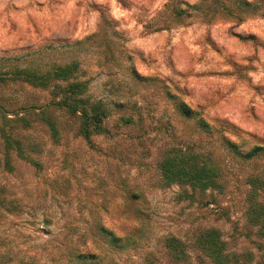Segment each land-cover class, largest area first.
<instances>
[{"label": "rangeland", "instance_id": "1", "mask_svg": "<svg viewBox=\"0 0 264 264\" xmlns=\"http://www.w3.org/2000/svg\"><path fill=\"white\" fill-rule=\"evenodd\" d=\"M214 1L0 0V102L9 117L23 115L24 107L39 111L53 98L10 79L8 69L71 61L89 94L111 110L109 132L91 144L66 115H54L61 121L55 142L37 112L25 114L33 127L18 135L39 165L12 151L9 170L0 135V196L17 207H0V264H50L71 240L84 248L101 216L117 233L131 231L130 243L103 241L97 259L73 264H185L171 258L164 238L190 242L207 227L218 228L231 251L252 259L248 264H264V238L247 217L250 203L264 206V182L251 183L264 181V148L252 160L240 154L264 142V0H249L257 14L218 0L243 19L219 4L209 9ZM178 150L213 158L223 173L220 187H166L159 165ZM201 260L192 250L187 264Z\"/></svg>", "mask_w": 264, "mask_h": 264}, {"label": "trees", "instance_id": "2", "mask_svg": "<svg viewBox=\"0 0 264 264\" xmlns=\"http://www.w3.org/2000/svg\"><path fill=\"white\" fill-rule=\"evenodd\" d=\"M235 2L237 7L244 12L247 11L250 14L258 13L254 2L249 0H235ZM214 3L208 8L213 9L219 4L217 8L221 9L227 16L244 18L236 15L231 5H228L226 2L216 0ZM78 66L77 61H71L65 65L48 70L39 69L38 71L33 67L27 66L11 68L6 71V74H12L13 78L10 75V79L12 80L19 79L35 87L49 90L53 98L50 102L39 107V111L34 107H24V111H22L24 114L20 116L18 113L14 118L9 117L4 104L0 102V113L4 119V122L0 124V135L6 147V166L9 170H13L14 168L11 162L12 151H16L22 159L28 160L35 165L40 164L36 158L27 152L24 140L18 135L20 128L30 129L33 127L32 121L25 114L37 112L39 122L49 128L55 142H59L61 138V129L59 127L61 121H59L58 117L54 116L55 114L57 116L58 114L66 115L73 120L77 124L78 134L90 144L94 135L107 134L109 132L106 127V121L111 115V110L105 100L100 98L95 99L89 94L85 81L77 79L75 72ZM3 78L4 80H8L6 77ZM182 106L183 112H187L188 115L193 114L194 111L188 104H182ZM222 124L230 128L235 127L226 120L222 121ZM205 125H210L209 121H206ZM226 131L233 133L232 129H227ZM225 139L239 154V145L227 135ZM29 146L35 149L38 147V144L36 142L30 143ZM261 147L264 148V142L240 154L246 159L252 160L257 156L255 154L260 151ZM159 166L162 183L166 187L173 185L175 182H183L190 184L193 188L217 189L220 187V179L223 175L220 167L216 166V161L210 156L187 154V152L182 150L173 151L165 155ZM261 182L264 181L259 179L251 180V183L258 187L263 185ZM0 207L9 213H13L17 209L13 200L2 196H0ZM263 212L264 206L261 203L252 202L248 206L247 217L250 223L259 226L260 235L264 238V223H261V220L264 222V219H262V216L264 218ZM104 217L101 216L100 219L93 220L92 225L90 224L91 226L89 227L92 230L90 237L92 239L89 243L85 242L83 244L84 248L78 249L74 244L76 242L71 240L63 255L59 254L58 249V255H52L49 258L50 264H73L75 262L93 261L99 256L97 249L102 247L103 241L114 247H127L131 241V238L127 237V233L131 231L125 232L124 235L117 233V229L114 227L110 228L106 223H103L102 219L105 220ZM125 226L123 225V227ZM164 239L165 247L176 263L187 264L191 259L192 250H197L205 256V260H201L202 263L200 264H248L252 260L248 259L246 261L241 253L231 251L221 231L214 227H207L197 231L190 242L185 241L177 235H167ZM8 254H3V256L9 258ZM147 264L156 263L152 259H149Z\"/></svg>", "mask_w": 264, "mask_h": 264}]
</instances>
